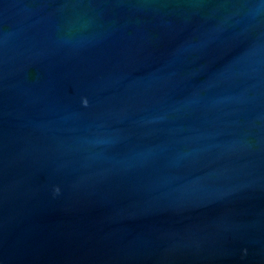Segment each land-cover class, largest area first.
<instances>
[{
    "label": "water",
    "instance_id": "95a60500",
    "mask_svg": "<svg viewBox=\"0 0 264 264\" xmlns=\"http://www.w3.org/2000/svg\"><path fill=\"white\" fill-rule=\"evenodd\" d=\"M0 264H264V0H0Z\"/></svg>",
    "mask_w": 264,
    "mask_h": 264
}]
</instances>
